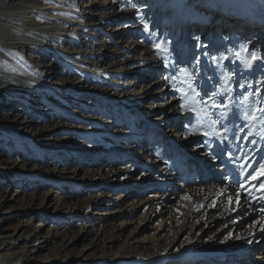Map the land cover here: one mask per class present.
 Here are the masks:
<instances>
[{
    "label": "rangeland",
    "instance_id": "1",
    "mask_svg": "<svg viewBox=\"0 0 264 264\" xmlns=\"http://www.w3.org/2000/svg\"><path fill=\"white\" fill-rule=\"evenodd\" d=\"M45 2L0 0V49L27 70L0 65V88L24 93L0 104V264L23 251L14 264H65L71 244L68 264H264V190L243 169L260 154L243 160L244 133L238 149L220 141L245 96L264 106V60L251 61L264 57V0ZM197 180L238 193L237 207L227 196L176 213Z\"/></svg>",
    "mask_w": 264,
    "mask_h": 264
},
{
    "label": "bare ground",
    "instance_id": "2",
    "mask_svg": "<svg viewBox=\"0 0 264 264\" xmlns=\"http://www.w3.org/2000/svg\"><path fill=\"white\" fill-rule=\"evenodd\" d=\"M26 1H28V0H26ZM29 1H32V4L33 3H35V4H37L38 5V7H42V6H44L45 4L47 5V2H45V0L43 1V0H29ZM256 1V0H255ZM258 1V0H257ZM252 4H253V2H252ZM34 6H36V5H34ZM37 8V7H36ZM49 9V8H48ZM259 10V12L262 14V11L260 10V9H258ZM264 13V12H263ZM14 16V15H13ZM11 14H9L8 16H7V19L5 20L7 23H13L14 22V20L16 21V17H13ZM16 23V22H15ZM245 23H247L246 21H245ZM245 23H239V24H245ZM22 25L24 24V23H21ZM28 24V23H27ZM249 25H252L251 23L249 24ZM31 26H33V25H31ZM63 26H65V25H63ZM29 27H30V25H29ZM55 28V27H54ZM54 28H53V30H54ZM11 29V28H10ZM34 29V28H33ZM38 29H41V28H39L38 27ZM30 30V29H29ZM47 30V29H46ZM46 30H44V31H46ZM35 31H36V29H35ZM39 31V30H38ZM41 31V30H40ZM39 31V32H40ZM43 31V30H42ZM50 31V30H49ZM37 32V31H36ZM25 33H27V32H25ZM37 34H38V32H37ZM40 34H44V33H40ZM53 34V33H52ZM28 35V34H27ZM56 35V34H55ZM54 35V36H55ZM26 36V35H25ZM37 36V35H36ZM40 36V35H39ZM57 36V35H56ZM27 38V37H26ZM11 40H13V39H11ZM27 40V39H26ZM10 41V40H9ZM14 41V40H13ZM29 41V40H28ZM16 44H18V43H16ZM20 44V43H19ZM7 49L8 50H4V49H0V65H2V66H5V67H7V68H9L10 69V71H12V70H14V68L15 67H17V68H19V72H21V73H25V72H27V70H26V68L25 67H22L21 68V66L22 65H19L18 63H17V60L15 59V55H13L12 53H11V51H10V49H11V44H7ZM18 46H20V45H18ZM17 46V47H18ZM1 48V47H0ZM15 48H16V45H15ZM24 48H28V44H24L23 46H22V50H24ZM21 50V51H22ZM19 51V50H18ZM20 51V52H21ZM28 68V67H27ZM17 72V71H16ZM30 72V71H29ZM46 77H49V78H51L50 76H43V78H45L46 79ZM70 85H72V84H70ZM69 87V85L67 84V85H65V87H63L62 89H64V88H68ZM58 89H60V88H58ZM47 90V89H46ZM49 90V89H48ZM32 91V90H31ZM21 94H23L24 95V93H21V92H17V91H15L12 87H1L0 88V104L1 103H3V102H6V101H14L15 100V95H17V96H19V95H21ZM22 95V96H23ZM26 95V94H25ZM253 98L251 99V98H248L247 100H245V102H246V106H237V107H239V110H241V111H239L240 113L239 114H237V115H242L243 114V112H245L244 113V117H247V119H244V118H242V117H239V120H238V125L236 126V127H233L234 128V130H232L230 133L228 132V134H227V132L225 131L224 132V134H222L221 136H220V141L222 142V144H226V142H231L232 140H234L233 142H232V144L235 146V148L236 149H238V143H237V139L238 140H240V138H241V135L244 133V136H242L244 139H243V142H241L242 143V153H243V156H244V161H246V160H250L251 158H254V160L256 159V157L257 158H259V154H260V161H259V166H257V169H255V170H253V171H251V172H249V170H248V168H243L244 169V173H246V172H248L249 174H248V179H247V182L246 183H252V185L250 186V187H248L249 188V190H252V192L253 193H259V195L260 194H262L261 193V190H264L263 188L261 189V187H259V188H257L256 189V187H257V183H258V181H264V176H261V175H259V173H260V171H261V168H260V166L262 165V164H264V112H261V111H259L258 110V107L257 106H253ZM1 106V105H0ZM243 109L245 110V111H243ZM260 109H264V106H261V108ZM252 116H256V117H258L257 119H252L251 117ZM262 120V124L260 125V121ZM12 125V124H11ZM230 130V129H229ZM3 130L2 129H0V132H2ZM6 132V131H5ZM5 132H3V133H5ZM171 132V131H170ZM233 132V135H235V137H233V136H231V133ZM252 132H255L258 136H259V138L258 139H254L253 137L255 136V134H253L252 135ZM2 133V134H3ZM2 134L0 133V137L2 136ZM5 136V135H4ZM204 139H205V137H204ZM1 140V139H0ZM4 140V139H3ZM219 146L220 144H219V141L217 140V141H213V143L210 145L211 146V148L214 150L215 148H216V146ZM213 155H217V157H219L220 155H219V153H216V154H214V153H212ZM230 163V162H229ZM210 164L211 165H214L215 164V161H213V162H210ZM225 164H228L227 163V161H225L224 162V168H223V173H225V175H227L228 177H231V176H233V174H232V171L233 170H235V166H233L234 165V163L232 164V163H230V164H228V166L226 167L225 166ZM232 164V165H231ZM258 164V163H257ZM203 167H201V169H202ZM36 173H38V172H36ZM242 173V172H241ZM243 173V174H244ZM236 175V174H235ZM253 176H257L258 178L257 179H253L252 177ZM13 177H17L16 175H13ZM2 180H4V178H2ZM194 182H196V185H199V182H198V180L197 181H191V183L189 184L190 185V187L188 188V191H189V194H191V193H193V190L195 189L196 190V192L197 193H199V195H200V197H197V198H195V200H194V202L192 203V204H190V202H185V201H183V202H181V206L179 207V206H175V208L177 209L176 210V213H177V211L178 210H181L182 211V213H185V211H187V210H189L190 208L192 209V215H197L206 205H209L208 206V208L210 209V210H212V212H215V211H217V210H220L221 209V207H223L222 206V204H223V199L224 198H226L227 196H229V198H228V204H227V208H228V206H229V203H230V201L231 200H233L234 199V197H235V199H234V201H235V205H234V207H237L236 206V203H237V201H239V194L237 193L235 196H234V194L232 193V190L230 189V188H228L227 186H225V188H221L220 186H216L215 184V186L214 185H209V186H207L206 188H202V185L200 186H197L196 188H193L192 189V186L191 185H194V184H192V183H194ZM264 183V182H263ZM260 184H261V182H260ZM189 185H187V186H189ZM196 185H194V186H196ZM243 188V187H242ZM245 192H247V191H245ZM245 192H243L242 193V196H244L246 193ZM248 193V192H247ZM250 193V192H249ZM233 194V195H232ZM246 195H248V194H246ZM231 196V197H230ZM241 196V197H242ZM248 196H250V195H248ZM258 196V195H257ZM247 198V197H246ZM261 198L263 199V201H264V194H262V196H261ZM212 200V201H211ZM243 200H244V197H242L241 198V201L239 202V206H242V204H244V202H243ZM209 202H212V203H209ZM259 202V201H258ZM209 203V204H208ZM252 203V202H251ZM254 203H252V205H253ZM180 205V204H179ZM263 205V204H262ZM261 206V205H260ZM180 208V209H179ZM244 208V207H243ZM242 209V208H241ZM251 209V208H250ZM179 212V211H178ZM233 212V210L232 211H230V213H232ZM263 212V211H262ZM226 213H227V211H226ZM237 213H239V211L237 212ZM251 216H254V213H252L251 212ZM264 217V216H263ZM262 220V219H261ZM173 222V224H174V226H175V228L176 229H179L180 227H181V222H182V220H181V217H173L172 218V220H171V223ZM262 223H264V220H263V222ZM261 229V228H260ZM262 232H264V229L262 230ZM262 232L261 233H259V236L262 234ZM254 234H252L251 236H253L252 238H254L256 235H257V233H255V232H253ZM29 235H30V233H28ZM29 238V236H26L25 237V239H28ZM99 239V238H98ZM242 240H245V241H251V238L250 237H248V236H245V237H242ZM115 241H119V239H116ZM26 242V241H25ZM249 242H246V243H244L243 241L242 242H239V243H237L238 245H240V244H248ZM6 244V242H3L2 244H0V247L3 245H5ZM233 244H235L236 245V243H233ZM73 245H75V244H71V245H68V246H66V245H62V246H60V250H62L61 252H62V254L64 253V255H63V257H61V258H63V262L65 263V264H68V262H69V259H70V253H72V250H73ZM60 254V253H59ZM89 256H90V254H89ZM80 257H82V258H84V256L83 255H79L78 257H77V259L74 261V262H72L73 264L75 263V262H77V260H79L80 262L82 261V258H80ZM184 257H186V255L184 256V255H182V256H177V257H175V259L178 261V260H183L184 259ZM57 258H58V255H57ZM81 259V260H80ZM20 260H26V252H22L19 256H14L13 257V255H11V256H7V258H6V260L5 261H7V262H12L13 264L14 263H17V262H19ZM11 263V264H12ZM54 263L55 264H57V263H60V260L58 261H56V259L54 260Z\"/></svg>",
    "mask_w": 264,
    "mask_h": 264
},
{
    "label": "snow or ice",
    "instance_id": "3",
    "mask_svg": "<svg viewBox=\"0 0 264 264\" xmlns=\"http://www.w3.org/2000/svg\"><path fill=\"white\" fill-rule=\"evenodd\" d=\"M133 7H135V5H132ZM156 48L157 49H161L162 48V45L161 44H157L156 45ZM205 55H207V53H205ZM212 59L213 60H215V57H212ZM256 60H264V57H260V56H258L256 53H252L251 54V61H256ZM189 87H191V85H189ZM196 95H199V93H196ZM248 99V97L247 96H245V100H247ZM222 105H220V104H217L215 101H213V103H212V107H214V108H219V107H221ZM181 107H184V105H181ZM224 107H226V106H224ZM259 111H261V112H264V109H259ZM252 119H257L258 117H256V116H252L251 117ZM216 121H213V123H215ZM205 135H208L207 133H205ZM260 168H261V171H260V173H259V175H261V176H264V164H262L261 166H260ZM253 179H257L258 177L257 176H253L252 177ZM241 186H243V185H241ZM185 199H190L189 197H185ZM230 203H231V201H230Z\"/></svg>",
    "mask_w": 264,
    "mask_h": 264
}]
</instances>
